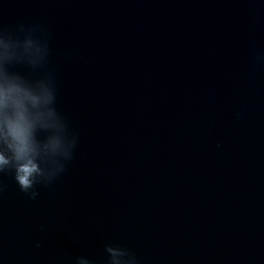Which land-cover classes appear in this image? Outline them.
Segmentation results:
<instances>
[{"label": "water", "instance_id": "water-1", "mask_svg": "<svg viewBox=\"0 0 264 264\" xmlns=\"http://www.w3.org/2000/svg\"><path fill=\"white\" fill-rule=\"evenodd\" d=\"M20 19L53 34L80 140L35 201L2 178L0 264H104L110 240L141 264H264V0H0Z\"/></svg>", "mask_w": 264, "mask_h": 264}, {"label": "clouds", "instance_id": "clouds-1", "mask_svg": "<svg viewBox=\"0 0 264 264\" xmlns=\"http://www.w3.org/2000/svg\"><path fill=\"white\" fill-rule=\"evenodd\" d=\"M52 39L39 19L0 26V193L6 187L2 178L7 176L29 201L37 200L42 189L50 190L67 172L80 140L79 131L60 107ZM253 65L264 67V51L254 55ZM241 118L240 112L234 114L236 121ZM102 247L104 264H141L126 243L110 240ZM72 264L96 261L82 253Z\"/></svg>", "mask_w": 264, "mask_h": 264}]
</instances>
